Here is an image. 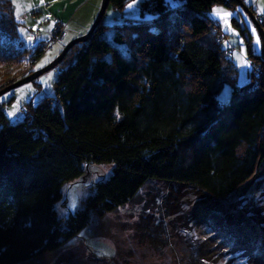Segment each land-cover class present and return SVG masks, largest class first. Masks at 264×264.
<instances>
[{
	"label": "trees",
	"instance_id": "1",
	"mask_svg": "<svg viewBox=\"0 0 264 264\" xmlns=\"http://www.w3.org/2000/svg\"><path fill=\"white\" fill-rule=\"evenodd\" d=\"M175 2L167 8L150 0L156 16L117 26L111 41L100 23L54 67L51 95L23 106L28 117L0 113V264L56 251L93 213L102 217L133 201L150 181L225 199L264 174V73L233 85L228 103L217 100L237 71L207 10L237 0ZM19 23L11 0H0V88L50 45L23 47ZM125 43L127 56L115 45ZM251 57L264 70L263 57ZM89 163L113 169L74 213L60 215L62 187Z\"/></svg>",
	"mask_w": 264,
	"mask_h": 264
},
{
	"label": "rangeland",
	"instance_id": "2",
	"mask_svg": "<svg viewBox=\"0 0 264 264\" xmlns=\"http://www.w3.org/2000/svg\"><path fill=\"white\" fill-rule=\"evenodd\" d=\"M82 1L88 0H11L15 15L20 18L18 43L31 51L49 41V31L55 21L65 23V27L62 24V40L52 47L47 44L34 66L24 63L17 67L13 81L40 69L38 64L43 67L49 64L69 40L81 35L69 38V33L74 34L85 25L84 10L74 20L70 18ZM240 1L232 6L215 3L207 10L208 17L220 30L219 47L228 49L237 71L233 82L224 83L218 94L226 103L230 100L233 85L243 87L248 84L245 81H251L252 68L241 65L245 60L253 65L252 42L257 38L260 45L256 55L262 56L260 35L243 6L251 7L255 18L258 20L259 17L263 22L264 30V0ZM92 2L97 6V14L101 0ZM149 2L136 0L132 9L127 5L133 0L120 8L108 5L101 20L102 24L108 25L105 37L111 41L114 28L122 25L118 23L122 19L124 23L151 21L156 12L148 5ZM163 3L167 8L176 5L175 0H163ZM224 13L233 15L225 16ZM145 14L153 18L147 20ZM225 20L230 27L224 23ZM252 28L256 29L255 34ZM29 36L33 39L29 40ZM115 45L121 51L123 44ZM49 73H52L51 77ZM57 77L58 68H52L33 81L1 94L0 113L11 121L28 117L23 112L29 110L23 106L29 102L37 104L51 95L52 84ZM9 112L13 115L9 116ZM112 169L111 164L84 165L83 176L62 187L63 199L57 204L59 214L68 216L74 213L84 198L93 192L95 184L106 179ZM263 261L264 174L225 199L213 198L192 187L150 181L133 201L102 217L93 213L88 225L61 248L19 264H261Z\"/></svg>",
	"mask_w": 264,
	"mask_h": 264
},
{
	"label": "water",
	"instance_id": "3",
	"mask_svg": "<svg viewBox=\"0 0 264 264\" xmlns=\"http://www.w3.org/2000/svg\"><path fill=\"white\" fill-rule=\"evenodd\" d=\"M237 2H241L240 0H237ZM109 4V0H101V4L100 7L98 9V12L96 14V17L92 23V25L90 26V28L88 29V31L83 34L80 35L76 38H73L71 40H69L65 46L63 47V49L61 50V52L46 66L38 69V70H34L33 72L29 73L28 75L21 77L11 83H8L7 85H5L4 87L0 88V95L5 93L6 91L15 88L19 85H22L24 83L33 81L34 79H36L38 76H40L41 74H43L44 72L54 68L60 61L61 59L64 57V55L66 54V52L76 43L84 41L85 39H87L91 33L93 32V30L101 23L102 17L104 15V12L107 8ZM243 6V5H242ZM244 10L246 11V13L248 14L250 20L252 21V23L255 25V27L258 30V33L260 35L261 38V42H262V57L264 59V30L261 26V24L258 22V20L255 18V16L253 15V13L249 10L248 7L243 6Z\"/></svg>",
	"mask_w": 264,
	"mask_h": 264
},
{
	"label": "snow or ice",
	"instance_id": "4",
	"mask_svg": "<svg viewBox=\"0 0 264 264\" xmlns=\"http://www.w3.org/2000/svg\"><path fill=\"white\" fill-rule=\"evenodd\" d=\"M41 2H43V0H41ZM135 2H136V0H133V3L128 4V5H127V8H128V9H132L133 6H134V4H135ZM245 2H248V0H245ZM173 6L175 7L176 5H173ZM214 11H215V9H214ZM262 11H264V10H262ZM109 15H112V14L110 13ZM224 15H225V16H232L233 14H231V13H224ZM135 18H136V19H139V16H136ZM144 18L147 19V20H150V19H152L153 17H151V16L145 14V15H144ZM124 22H125V21H124L123 19L120 20V21H118V23H120V24H124ZM224 23L230 27V24H229L228 20H225ZM152 31H153V32H156L157 30H156L155 28H153ZM251 31H252L253 34H255L256 29H255V28H252ZM132 38H135V36H133ZM28 39L31 40V39H33V38H32L31 36H29ZM241 43H243V41H241ZM258 45H260V40H259V38L255 39V40L252 42V50H253V53H254V54H258V53H259ZM120 50H121V52L123 53L124 56H127L128 53H129V48H128V46H127L126 43H125L124 45L121 46V49H120ZM241 66H242V67H247V68H250V69L252 68V66L250 65V63H249L247 60H245ZM41 67H43V65H41V64H38V65H37V68H41ZM256 71L259 72L258 69H257ZM51 75H52V73H49V76H50V77H51ZM245 83H250V81H245ZM26 87H27V85H26ZM18 90H19V89H18ZM229 92H230V90H229ZM6 95H7V94H6ZM217 100H218V102H219L221 105H222L223 103H226V102H227L226 100H223L221 97H217ZM8 115H9V116H12L13 113H12V112H9Z\"/></svg>",
	"mask_w": 264,
	"mask_h": 264
},
{
	"label": "crops",
	"instance_id": "5",
	"mask_svg": "<svg viewBox=\"0 0 264 264\" xmlns=\"http://www.w3.org/2000/svg\"><path fill=\"white\" fill-rule=\"evenodd\" d=\"M92 1H94V0L82 1L77 7L74 8L72 13L70 14V18H72V20H74L75 17L78 15V13L81 10H84L83 22L85 23V25L82 27L83 29H78L77 31H75L74 34L71 35L69 33V38H72L74 36H78L80 34L83 35L86 33L87 29L89 28L90 24L92 23V21L95 17L96 11H97V6H95V4ZM70 18H68V19H70ZM16 20L20 21V18L18 16H16ZM55 22H57V21H55ZM58 22H62V21L58 20ZM70 22H71V20L69 21V23ZM61 24H63V22ZM64 27H65V25H64Z\"/></svg>",
	"mask_w": 264,
	"mask_h": 264
},
{
	"label": "built area",
	"instance_id": "6",
	"mask_svg": "<svg viewBox=\"0 0 264 264\" xmlns=\"http://www.w3.org/2000/svg\"><path fill=\"white\" fill-rule=\"evenodd\" d=\"M176 1L178 3L184 2V0H176ZM257 18L259 19V17H257ZM63 36H64V27H63V25L60 22H54L52 27H51V30H50V38H49L48 42L51 45L52 43L61 40L63 38ZM220 38L221 37L219 36L218 39H220ZM228 55H229V52H226V56H228ZM257 69L259 70V72L256 71ZM263 73H264V70H263L261 64L253 62L252 74L255 77H261L263 75ZM256 85H257V81L252 83L251 88H255ZM23 115L24 116H28L29 112L27 110H24Z\"/></svg>",
	"mask_w": 264,
	"mask_h": 264
}]
</instances>
